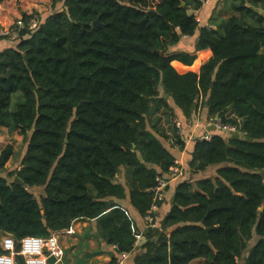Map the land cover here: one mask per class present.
I'll list each match as a JSON object with an SVG mask.
<instances>
[{
	"label": "trees",
	"instance_id": "trees-1",
	"mask_svg": "<svg viewBox=\"0 0 264 264\" xmlns=\"http://www.w3.org/2000/svg\"><path fill=\"white\" fill-rule=\"evenodd\" d=\"M59 1L63 9L0 53V128L27 139L21 167L0 174V240L48 238L96 220L118 253H133L144 236L136 264H264V0H227L239 15L201 29L195 52L172 48L199 30L189 12L199 0ZM205 49L213 57L199 74L172 66H192ZM170 102L188 119L198 103L245 136L197 139L191 177L161 228L142 234L111 199L150 211L156 179L176 162L159 120L151 122L160 111L175 118ZM13 155V145L3 148L0 169ZM212 168L214 177L194 180Z\"/></svg>",
	"mask_w": 264,
	"mask_h": 264
},
{
	"label": "crops",
	"instance_id": "crops-1",
	"mask_svg": "<svg viewBox=\"0 0 264 264\" xmlns=\"http://www.w3.org/2000/svg\"><path fill=\"white\" fill-rule=\"evenodd\" d=\"M56 1L58 0H0V53L7 49L16 48L20 41L19 34L17 32L10 31L8 35L2 36V31L7 32L11 30L13 25L19 19L24 18V16L36 14L40 17L41 21H44L55 11L61 10V8L63 9V4L61 6L59 3L55 6ZM199 2L201 3L200 8H190L189 10L190 14L196 17V20L199 23V30L194 37H184L179 44L172 48V51L195 52L201 29L219 30L225 20L239 15V13H236L232 10L230 6L231 1L211 0V2L208 4H206L203 0H199ZM259 10L260 13H263L262 9ZM212 57V51L210 49H205L197 52V60L192 66H186L178 61H174L172 66L179 74H186L189 72H195L199 74L202 66L206 64ZM170 103L174 108L175 118L181 121L183 125L181 138L183 146H180L179 144L174 145L169 142V140L174 136L173 132L175 127L173 126V129H171L169 125L164 123V114L162 113L163 111H160L158 114H156L151 119V122L153 123L159 120V129L168 137L165 138L162 136V134H160L159 138L174 155L176 160L179 161L182 167L186 170V178L184 180H187L191 177L189 163L192 159V153L197 139L205 136L206 134L212 136L220 135L226 140H229L235 136L244 138L241 131L235 134H229L224 132L221 133L216 130L210 124V121L213 118L209 117L208 110L206 108L203 110L201 107H199L198 103L195 106L190 119H188L185 114L177 108V106H175L172 102ZM151 122L150 119L147 120L149 130H151L152 127ZM9 137V130L6 128H0V153L3 150V144L6 143ZM11 165L12 161H9L6 165L7 172L8 170L10 171L12 169ZM124 174L125 169H122L120 176L122 181L124 179ZM194 177L197 178L198 175ZM177 186L178 184H172L169 187L166 202L162 205L155 218V229L161 228L162 221L171 208ZM111 200L129 213L133 219L134 226L137 231L143 234L148 228H150L148 223L145 221V217L141 216L132 205L130 197L121 201L116 199ZM53 234H57L59 243L64 252V256L60 262L51 259L49 264H52V260H54V264H110L114 257H116L118 260V248L109 246L100 236L96 220L75 221L70 229ZM3 238L0 240L1 248ZM145 242L146 239L144 236L140 237L135 251L130 254V258L126 264H136V257L145 252L143 250V245ZM252 245L253 244L251 242V246ZM247 255L248 253L246 256ZM241 264H243V262H241Z\"/></svg>",
	"mask_w": 264,
	"mask_h": 264
},
{
	"label": "built area",
	"instance_id": "built-area-1",
	"mask_svg": "<svg viewBox=\"0 0 264 264\" xmlns=\"http://www.w3.org/2000/svg\"><path fill=\"white\" fill-rule=\"evenodd\" d=\"M206 4L211 0H203ZM41 19L38 15L33 14L27 16V18L19 19L7 32H1L2 36H6L11 32L22 31H36L41 24ZM210 124L221 133L235 134L240 130L231 124H224L220 118L211 119ZM174 127L177 130V136L182 138L183 125L181 121L175 120ZM243 136L245 134L243 133ZM212 135L206 134L199 138L201 141H211ZM169 142L174 145H178L176 138L172 137ZM186 178V170L182 167L181 163L176 160L175 165L171 168L169 173L159 176L156 179V186L153 188L155 195V201L148 214L145 216V221L150 228H155V218L159 213L162 205L166 202L167 192L172 184H179ZM129 215V213L127 212ZM135 231V230H134ZM140 235H137L136 246L140 239ZM116 248V246H114ZM3 254L0 255V264H17V256H22L25 260V264H49L51 259L55 261H61L64 252L59 243L57 234H52L48 238H36L27 237L19 243L11 236H5L2 242ZM18 249V252H17ZM117 264H126L130 258V253H119Z\"/></svg>",
	"mask_w": 264,
	"mask_h": 264
},
{
	"label": "rangeland",
	"instance_id": "rangeland-1",
	"mask_svg": "<svg viewBox=\"0 0 264 264\" xmlns=\"http://www.w3.org/2000/svg\"><path fill=\"white\" fill-rule=\"evenodd\" d=\"M62 3L63 2L60 3L61 6H62ZM63 8H64V6H63ZM17 100H18V96L15 97L14 103H16ZM19 102H22V96H21V99ZM17 106L18 105H13L12 110H14ZM163 116H164L163 117L164 123L166 125H169L171 129H173L174 121L176 118L171 117L172 115L171 116L163 115ZM9 144L13 145V147H14V155L10 160V161H12V165H11L12 169L10 171H15L21 167L22 159L24 157L26 147H27V139L24 136H21L19 134V131L10 132V137L8 138L6 143L3 144L4 145L3 148ZM217 169L218 168H212L210 171L201 174L202 176L198 175V177L197 178L195 177L194 180H196V179L198 180V179L206 178V177H214L216 175ZM8 172H9V170H8ZM4 176H6V174H4ZM31 192L36 196V198L38 200H40L41 196L43 194V189L42 188H36V189L34 188V189H31Z\"/></svg>",
	"mask_w": 264,
	"mask_h": 264
},
{
	"label": "water",
	"instance_id": "water-1",
	"mask_svg": "<svg viewBox=\"0 0 264 264\" xmlns=\"http://www.w3.org/2000/svg\"><path fill=\"white\" fill-rule=\"evenodd\" d=\"M94 27H95V28H104V25L100 22V19H98V20L94 23ZM164 96H165L166 98L169 97L168 94H165ZM5 173H7V169H6V168H4V169H0V174H5ZM14 182H15L17 185H23L22 182L20 181V179H19L18 177H15ZM260 210L263 211V210H264V207H262ZM43 213H44V212H43ZM17 252H18V249H17Z\"/></svg>",
	"mask_w": 264,
	"mask_h": 264
}]
</instances>
